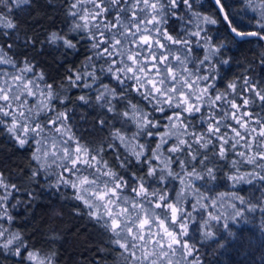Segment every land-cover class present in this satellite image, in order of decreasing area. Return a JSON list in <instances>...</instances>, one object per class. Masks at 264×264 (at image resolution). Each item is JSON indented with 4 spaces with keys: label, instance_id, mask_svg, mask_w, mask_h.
I'll list each match as a JSON object with an SVG mask.
<instances>
[{
    "label": "snow or ice",
    "instance_id": "1",
    "mask_svg": "<svg viewBox=\"0 0 264 264\" xmlns=\"http://www.w3.org/2000/svg\"><path fill=\"white\" fill-rule=\"evenodd\" d=\"M32 3L0 0V130L19 148L32 149L35 167L30 180L35 183L43 174L49 188H71L72 198L83 205L89 219L111 234L109 242L123 264H202L191 231L198 224L203 238H213L211 222L222 220L212 211L216 200L194 184L216 179L214 168L208 167V153L225 160L235 152L240 161H233V167L246 163L252 171L237 172L228 179L234 184L257 181L264 188V86L241 75L222 91L217 89L216 65H228L230 60L219 59L226 44L209 36L207 26L219 25L217 33L222 29L225 39L237 46L252 43V38L264 41V0H244L245 9L254 13L247 17V24L237 19L239 13L229 0H205L213 9L210 14L196 10L194 0H62L57 11L64 9L61 23L67 31L33 29V35L25 34L18 43L20 24L12 13ZM174 22H179L180 31ZM81 42L86 43L88 54L74 70H66L60 86L95 92L96 105L106 109L105 117L97 121L101 129L109 126L106 146L101 141L100 147H94L78 134L71 123L74 108L65 104L71 97L61 98L54 78L37 59L44 54L38 44L54 51L62 47L66 57L69 51L78 52ZM193 43L203 49L202 58L195 55ZM133 94L146 102L143 107L132 102ZM57 100L63 110L56 106ZM77 100L79 106L92 103L88 94ZM107 113L112 114V122ZM148 137L157 140L154 148L151 139L138 143ZM121 147L127 155L119 152ZM105 148L116 151L121 169H130L134 160L147 168L146 176L133 173L128 178L113 170L104 159ZM194 161L206 171H197ZM50 177L55 179L48 183ZM147 178L165 187H153ZM170 181L180 185L178 191L173 188L175 198L167 191ZM19 191L0 172V221L13 220L7 205ZM189 194L196 197L195 202L188 199ZM27 195L36 198L32 192ZM233 199L242 206L231 217L233 223L245 212L259 208L264 213V204L239 195ZM194 214L201 219L197 221ZM224 230L225 239L245 245L244 237L230 224L225 223ZM0 249L28 264H56L55 251L35 249L20 232H10L2 223Z\"/></svg>",
    "mask_w": 264,
    "mask_h": 264
},
{
    "label": "trees",
    "instance_id": "2",
    "mask_svg": "<svg viewBox=\"0 0 264 264\" xmlns=\"http://www.w3.org/2000/svg\"><path fill=\"white\" fill-rule=\"evenodd\" d=\"M229 2L232 3V10L239 13L237 19H243L244 23L247 24V17L254 15V13L250 9H245L244 0H229ZM60 3L62 0H33L30 8L26 7L25 10L14 9L12 18L20 24L19 35L21 40L18 43L23 42L25 34L33 35V29L40 31L42 29L63 28L67 31L66 26L61 23L64 19V9L61 8L57 11V5ZM202 3H205V0H194L196 10L203 14H210L213 9L206 3L204 8H200L199 4ZM174 24L176 31H180L179 22H174ZM189 27L190 30H195L194 25ZM218 27L219 25L207 26L208 35L215 37L217 41L223 40L225 42L226 47L222 50L223 55L219 59H229L230 64L216 65L217 89L222 91L229 81L237 79L241 75H247L264 86V63H262L264 61V41H256L255 38H252V43H243L237 46L225 39L222 29L218 34ZM249 27L251 28L253 25H249ZM43 38L41 34L40 39ZM75 39H79V36H75ZM193 48L195 55L202 58L203 49L196 48L195 43H193ZM37 49L44 53L37 58L40 67L48 73L49 77L54 78L58 94L61 98L71 97V101L65 100V104L70 109L74 108L71 123L75 130L84 137L85 141L91 142L94 147H100L101 141H104L106 146L110 142L109 126L105 125L101 129L97 123L98 119L105 117L106 109H101L96 105L95 92H89L87 89L69 90L66 84L63 87L60 86V82L66 79V70H74L84 61L88 54L86 43L81 42L79 51L75 53L69 51L66 57L62 47L59 51H54L38 44ZM52 82L53 80L49 79V83ZM104 83H108V80L105 79ZM83 94L91 96L92 103L89 106H79L80 101L77 100V97ZM133 97L132 102H139L141 107L146 103L135 94ZM55 104L60 110H63L59 100L55 101ZM118 110L122 111L123 107L118 106ZM254 110L260 112L259 107H255ZM156 115L160 116L159 113ZM111 117L112 114L107 113L110 122H112ZM115 127H120L119 121H115ZM161 131L164 129L161 128ZM146 139L152 140V147L154 148L157 140L150 137L141 139L138 143H145ZM239 150L243 151V149ZM119 152L127 155L123 147L119 149ZM148 154L150 155V153ZM31 155V148H19L9 139L6 132L0 130V172L11 183L20 187V191L10 198V204L7 205L13 220L11 222L0 221L3 227L9 229L10 232H20L26 244L33 245L35 249H39L43 253L55 251L57 254L56 264H123L119 251L109 242L111 234L106 233L100 225L89 219L83 205L72 198L73 190L71 188H61L59 191L55 188H49L45 183L43 174L37 178L35 183L30 180L31 171L35 167V161L30 159ZM103 155L104 159L113 166V170L126 175L128 178H132L133 173L136 176H146L147 168L136 164L134 160L130 169L127 171L121 169L119 162L115 159L116 151L114 150L105 148ZM208 155L210 157L208 167L214 168L216 179L195 181L194 184L200 187L204 195L211 196L212 199L216 200V207L212 211L214 214H220L222 220L211 222L213 231L216 232L213 238H203L198 224L191 231L192 240L202 257V264H264V213L258 208L254 212H245L244 216L235 223L231 220L235 212L242 208L239 201L233 199L234 195L243 196L252 203L264 204V188L257 181H253L252 184H234L228 179L229 175H235L237 172L243 174L252 171V166L246 163H237L233 167V161H240V157L235 152L229 154L225 160L213 157L212 152H209ZM193 163L196 164L197 171H206L199 163L195 161ZM176 171H179L178 167ZM54 179L55 177L48 178V183L53 182ZM147 179L153 187H165V184H158L157 180ZM166 183L167 191L175 198L176 192L173 191V188L178 191L179 182L170 181ZM28 192L34 193L36 198L33 200L27 195ZM188 199L195 202L196 197L189 194ZM18 200H22L24 203L17 205ZM182 203L187 210H191V205L187 201ZM11 205L16 206L12 207ZM233 205L236 207L234 208ZM194 215L197 221L201 219L199 214ZM202 215L204 219H207L208 212L204 211ZM225 223L230 224L234 232L244 237L246 243L243 247L235 245L234 241L225 239L227 236L224 230ZM53 237L55 238L54 242H52ZM220 243L224 246L220 247ZM0 264H28V262L22 261L20 257L12 255L7 250L0 249Z\"/></svg>",
    "mask_w": 264,
    "mask_h": 264
},
{
    "label": "rangeland",
    "instance_id": "3",
    "mask_svg": "<svg viewBox=\"0 0 264 264\" xmlns=\"http://www.w3.org/2000/svg\"><path fill=\"white\" fill-rule=\"evenodd\" d=\"M120 258H122V257L120 256Z\"/></svg>",
    "mask_w": 264,
    "mask_h": 264
}]
</instances>
